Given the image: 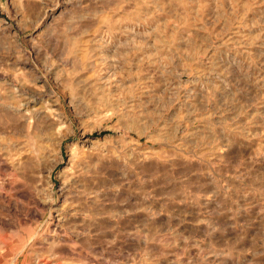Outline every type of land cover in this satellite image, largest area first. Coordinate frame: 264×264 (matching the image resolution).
<instances>
[{"label":"rangeland","instance_id":"1","mask_svg":"<svg viewBox=\"0 0 264 264\" xmlns=\"http://www.w3.org/2000/svg\"><path fill=\"white\" fill-rule=\"evenodd\" d=\"M0 264H264V0H0Z\"/></svg>","mask_w":264,"mask_h":264}]
</instances>
